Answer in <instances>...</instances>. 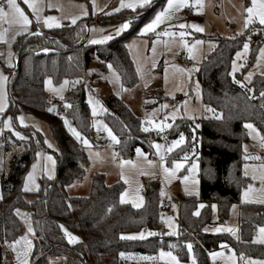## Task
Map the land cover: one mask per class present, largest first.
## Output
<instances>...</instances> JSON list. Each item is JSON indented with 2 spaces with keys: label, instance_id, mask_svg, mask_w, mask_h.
Listing matches in <instances>:
<instances>
[{
  "label": "trees",
  "instance_id": "obj_1",
  "mask_svg": "<svg viewBox=\"0 0 264 264\" xmlns=\"http://www.w3.org/2000/svg\"><path fill=\"white\" fill-rule=\"evenodd\" d=\"M165 2L154 0L136 13H123L128 15L123 19L131 20L130 28L104 45L88 42L79 44L87 34L92 14L75 25L64 23L59 28L43 30L41 35L20 37L16 45V67L6 69L3 66L11 77L10 103L8 110L0 116V124L7 117H13L15 123L19 112L46 121L58 143L57 172L54 179H43L35 193L36 198L27 201L26 192L23 191L24 179L36 151L43 148V142L39 133L27 127L15 126V131L21 133L24 130L21 134L28 137L27 141H21L4 130L0 137V192L3 196L0 200V264H12L6 258L4 240L11 242L25 230L24 223L15 215L17 208L31 213L37 229L30 264H49L52 257H66L73 264H156L155 261H145L140 257L157 256L161 248L172 251L181 262H188L192 253L196 264H210L209 254L222 249V244H227V248L235 252L240 264H245L249 258L264 260V244L252 242L257 227L264 225V206L239 204L241 190L249 183V178L243 173V144L248 140L243 124H254L264 136V108L261 107L264 99L259 95L264 91V75H255L246 87L233 82L229 75L236 52L242 49L245 42H250L251 28L234 38L214 36L216 48L200 66L198 78L204 107L222 114V119L191 121L180 118L175 121L173 129H169L170 139L178 138V133L183 132L186 142L173 151L168 159H182L187 152V162L196 160L199 163V197H180L178 235L149 236L143 240L120 239L122 234L143 230L160 233L165 230L159 218L161 199L156 182L147 185L144 191L145 204L140 208L121 204L119 196L125 189L123 182L108 185L105 176L99 173L92 179L88 196H68L65 193L66 187L83 179L89 160L85 150L67 132L59 114L48 111L50 102L45 91L46 79H52L57 85L67 79L80 80L64 96L65 103L72 105L66 113L77 130L87 139L93 140V116L87 102L86 73L95 60L100 74H105L108 71L107 64L111 63L120 74L124 87H135L138 76L127 44L138 36L141 24L161 10ZM141 12L144 13L137 16ZM117 18L114 15L102 19ZM261 45L259 42L252 46L244 70L255 62ZM45 48L47 52L43 51ZM242 77L240 74L236 80L242 81ZM247 88L254 91L248 92ZM150 99L156 102L145 108L161 105L166 96L159 88L145 96L146 101ZM104 104L108 109L105 118L120 139L118 150L121 156L133 158L138 147L150 153L148 137L141 130V119L115 95L109 96ZM195 124H200V127L193 132ZM193 135L196 137L195 153L191 150ZM199 203L205 207L199 215H195ZM235 203L239 204L237 239L226 233L204 230L212 223L213 204L217 206L218 216L224 222ZM60 225L78 236L81 242L69 244ZM188 243L192 244L191 252L186 247ZM170 245L176 247L170 248ZM121 252L126 255L121 257ZM241 254L243 259H240Z\"/></svg>",
  "mask_w": 264,
  "mask_h": 264
},
{
  "label": "rangeland",
  "instance_id": "obj_2",
  "mask_svg": "<svg viewBox=\"0 0 264 264\" xmlns=\"http://www.w3.org/2000/svg\"><path fill=\"white\" fill-rule=\"evenodd\" d=\"M126 0H124L125 2ZM246 0H203L204 7L202 10V13H197L196 9L189 10L187 8L183 9L180 13L177 15L180 17L178 21H172L173 24H178V23H186V24H191V23H196L201 25L204 28V32L202 33H197L195 32L194 29H189V32L191 33L189 36H186L185 39L189 41L191 44L195 40H203L204 43L200 46H198L197 51L195 52L196 59H190L189 54L186 49L179 47V46H174L173 50L171 52H168L165 50L163 44H158L156 48V54L153 60V53H152V42L156 40V35L154 33H149L146 36H140L138 35L137 37L133 38L129 43L127 44L128 52L130 54V57L134 63L135 70L137 72V68L141 69V72H137L138 76V83L136 84L135 87L133 88H127L128 91L120 92L119 95H117V92H119V84L115 82H110L108 79H105L104 77H108L109 71H107L105 74H100V72L97 69V61H93L88 72L85 75L86 82L90 86L91 91H89V86H88V94H87V102L89 100V97L91 96L94 100H98L104 107V102L106 99L111 96L115 95L119 97L129 108L130 110L141 119V121H144L145 115L147 113H152L153 109H159V111L156 112L155 119L157 121H160L163 119V117L171 113L173 109L176 106H183L181 107V111L177 113V119H180L181 116H183L184 109H187V114L188 115H195L197 117L196 120L204 119V118H214L215 115H220V113H213V112H207L205 111L203 107V101H202V87L201 83L198 78V73L200 71V66L203 64L204 60L206 57L212 53L214 49H210L209 47V42L212 44L217 45V42L214 38V36L219 35L223 37H235L238 35H241L239 33L244 32L243 28V22H244V13H243V7L246 6ZM54 4H58L60 7L59 8H45L43 15L44 16H54L59 19V22L61 25L64 23L71 24V21L69 19H66L65 17L68 16H73V15H80L81 9L78 7L79 5H83L84 9L87 10L88 15L87 16H80V19L77 20H82L83 18L89 17L90 14L94 16H103L105 14L110 15V14H118L117 17H125L128 15L125 14H130V13H125L122 15L125 10V8H120L119 11L114 12L113 9L119 8L121 0H95V6L93 4V0H52ZM18 3H20V6L24 9L25 13L29 16V18L32 20V24L29 26V31L25 32L20 35H16L14 39H11L9 43H3L0 42V61L3 63L6 69H13L17 65V59H18V50H17V42L19 41L20 37L24 35H29L32 33L34 30H37V28L43 30V29H53V28H59V27H52V28H47L45 27L42 23L37 25L31 10L28 9L26 5L23 4V0H18ZM166 4V2H165ZM164 4V6H165ZM243 6V7H242ZM147 7V6H145ZM139 9H135L133 12H138ZM160 11V10H158ZM157 11V12H158ZM155 12L151 17L146 19L142 24L140 29L143 27V25L147 22H149L157 13ZM144 12H141L137 16L142 15ZM125 21L128 20H122L116 19V20H107V21H101L100 23L92 24L90 26L91 28H96V29H104V32H91V39L93 38H99L101 35H108L111 34L114 37H118L115 34V29H117L121 24H123ZM72 25V24H71ZM131 26V25H130ZM0 27L2 28H8V24L6 22H0ZM130 28V27H129ZM128 28V29H129ZM167 28L166 24H162L159 26L157 31H162ZM127 29V30H128ZM139 29V30H140ZM127 30L121 32L120 35H123ZM167 30L169 31H178L176 28H168ZM139 33V32H138ZM8 37H11L13 35L12 31L8 32ZM119 35V36H120ZM197 35H200L197 37ZM161 39L167 40L169 39L168 37H162ZM85 38H82L79 41V44L86 43ZM108 41L107 43H109ZM105 43V44H107ZM249 43V40H248ZM95 45H104V44H95ZM128 45H132L131 48L128 47ZM243 49V47H242ZM239 50V51H242ZM252 51V46L249 44V52L245 55H242L239 60H236V55L233 60H236L238 70L235 73V79L238 77L240 74H242V82L245 85H249L251 82L245 80V76L249 72L253 73V76L251 78H254L256 72H255V62L250 66L248 69L244 70L245 66L248 63V60L250 58V54ZM9 53H11V57L9 58ZM180 57H186L192 64L193 66L185 65L184 63H181L178 61V58ZM153 62L155 63V67H153ZM264 62V61H263ZM9 63H11V67H9ZM198 68V71H193L191 74L188 72H182L181 69H192L193 67ZM116 70V69H115ZM117 71V70H116ZM14 72V71H13ZM232 72V68H231ZM167 77V79H166ZM50 78H47L48 80ZM69 84L63 86V90L60 93V95L65 96L66 92L73 87L72 81L69 80ZM52 81V79H51ZM64 82V81H63ZM63 82L61 84H54L52 81V87L59 89L61 85H63ZM197 83L199 84V97L197 93ZM147 84V86H145ZM126 88V87H125ZM161 88L163 90V94L166 96V100L163 101L162 104H167L169 107L167 109H160V105H155L150 108H145L147 105H152L153 102H156L155 99H150L146 102L145 96L149 94L151 91H154L156 89ZM45 91L48 95V99L50 102V107L55 106V111L59 116L61 117L63 123L64 120L63 118L66 117L70 122L73 127H75L74 123L72 120L67 116V108L64 107L65 101L64 99H60V95H57L53 93L52 91L48 90V86L45 84ZM187 93V95H185ZM158 93H155V98H157ZM185 102H187L185 104ZM161 104V105H162ZM105 108V107H104ZM91 110V106H90ZM99 111V110H98ZM106 112H100L95 118L93 119L97 121H101L104 124H107L108 127L109 124L105 118ZM24 116L25 121L24 123L27 125V128L31 129L37 133L40 134L41 140L43 142V148L38 149L37 151H42L47 154L52 155L56 159V153L58 152V143L48 125V123L34 115L31 114H25L23 112H19L16 117L19 116ZM1 116V115H0ZM176 119V120H177ZM175 120V121H176ZM168 123H173L171 118H169ZM13 124V129H15V126H19L20 128H26L22 126L19 122L18 119H15V123L12 121ZM33 125H38L40 128V131H37L36 128L33 127ZM3 124H0V127H2ZM65 126V124H64ZM145 126H147L145 124ZM256 127V126H255ZM67 132L70 134L73 140H75L77 143L80 144V146L85 150L89 164L88 168H86L85 175L83 179L79 182H76L68 187L65 188V193L68 196H80V197H85L88 196L90 193V188H91V183L92 179L95 174H103L105 176V180L108 179L109 183L111 181H116V182H123L125 185L124 191L127 189L130 193L135 192V189L137 188L138 184L142 185L143 187L140 189V195L144 197V191L147 187L152 182H156L158 184V189H159V198L162 199H170L171 200V209L168 210L167 212H159V218L161 220V215L164 216L165 219L168 217H171L173 222L178 225V213H179V203L176 201V198H180L181 196H195L199 197L200 193V186H199V163L194 160L192 162H185V167L182 168L178 173H177V178H174L171 180L170 183L164 182L162 179V176L160 173L157 171V175L155 177L147 176V175H139L136 170H133L130 168V166L125 165L124 168L122 169L120 167L119 161L121 159L123 160H132L139 164L141 168H143L145 171H149L150 169L148 168L147 164L141 159L138 158L135 155L131 159H125L122 156H119L116 158V160H113L112 158V152H116V147L118 145H110V141L107 138V134L103 131H100L99 133L97 132L96 128H94V138L93 140H90V143L92 144V151L99 152L100 153V158L96 159H89V152L88 150L85 149V147L68 131V128L65 126ZM76 128V127H75ZM111 128V127H110ZM257 128V127H256ZM77 129V128H76ZM7 130V129H5ZM24 130H21V133ZM247 135H248V130ZM114 132V131H113ZM169 130H166L165 133L160 134L159 136L161 137L160 139H156L155 136L158 135L155 131H150V132H145L147 137H148V146L151 149V156L148 155V159H158L154 153L155 149H153L150 145L151 142L156 141L164 145H168L171 143L173 139H170L168 137ZM33 133V134H34ZM115 134V133H114ZM2 135H0L1 137ZM166 136V139L162 138ZM100 138L104 139L107 141V146L106 147H101L98 145V142ZM47 139L52 145L53 148H48L47 145L44 143V140ZM247 145V154L249 156L255 157L259 156L261 157V160H264V148L260 146V141L259 139L253 140L251 136L248 135V140L243 144V154L245 156V149L244 146ZM0 146H2V143L0 142ZM182 146V145H181ZM180 147V146H179ZM177 147V148H179ZM141 148L143 151L144 149ZM176 148V149H177ZM174 149V151L176 150ZM18 149H16V152ZM36 151V152H37ZM9 158V155H8ZM7 158V159H8ZM168 158V157H167ZM261 160H255V159H244L243 163V173H245V164L249 165V175L246 176L249 178V183L245 188L241 190L240 194V202L239 204H257V205H263L264 204H259V203H246L243 202V193L244 190L249 186L252 185L254 189L259 190L261 188V180L259 178L253 179L252 178V167L257 166L261 163ZM6 161V160H5ZM1 162V161H0ZM193 162L198 163V172H197V180L198 184H196L194 187L191 184H185L182 180V177L184 175H188L189 173L187 172V169L191 166ZM34 163H37V157L36 155L34 156V159L27 171L28 172L32 171V165ZM1 163H0V170H1ZM43 165V160L41 159V166ZM123 170V173L126 178L130 180V184H125L124 181L121 179V172ZM56 172H57V159H56V165L54 169V176L52 179L56 177ZM1 174V171H0ZM26 174V175H27ZM257 176L260 175L259 172L255 173ZM245 175V174H244ZM26 177V176H25ZM43 179L51 180L47 178V174L43 171H41V168L38 167L36 173H35V183L36 185H41V181ZM24 186V184H23ZM29 187L32 189L31 191H25V199L29 202L33 201L36 196L35 193L38 190L32 185L29 184ZM163 188L165 195L163 197L160 196V191ZM188 189V191H192L197 194H192L188 195L185 189ZM127 204H130L133 206L131 202V198H129V201L126 202ZM145 204V200L142 204L141 207H143ZM203 203H199L197 212H201V210L204 208L199 207ZM239 204L235 203V209H233V205L231 206L230 213L228 218L221 223L220 222V217L218 216V209L216 206L215 211L211 208V222L215 225L216 227H232L235 228L236 234L233 235L232 233L229 232H218V233H226L230 235L232 238L237 239L239 237V231H238V209H239ZM175 205V207H173ZM215 205V204H213ZM134 207V206H133ZM137 208V207H136ZM140 208V207H138ZM21 212L28 213L30 214L31 218V213L29 211L21 210ZM162 221V220H161ZM163 223V221H162ZM163 226L165 230L163 233H167L169 231H172L169 229L164 223ZM264 226V225H263ZM149 230H143V232L147 233ZM177 233L179 232V225L178 228L176 229ZM141 232V231H140ZM137 233H131L128 235H134L138 234ZM25 231L23 232V234ZM71 233V232H70ZM22 234V235H23ZM74 235V234H73ZM258 233L256 232L254 239L257 237ZM76 236V235H75ZM149 236H146L148 238ZM253 239V240H254ZM256 244H261V243H256ZM165 251V250H164ZM214 252H224L225 257H220L217 256L215 260L212 259V257L209 255V261L210 264H217L218 262L220 264H225V258L232 254L234 251L229 248H222L220 250L214 251ZM235 253V252H234ZM173 255H175L173 253ZM158 256V255H157ZM236 256V264H240L238 261V257ZM193 255L190 253V258L188 262H181L180 264H192L193 262ZM249 260V259H248ZM247 260V261H248ZM251 260H256V261H264L260 259H251ZM155 263H161V264H169L167 259H157L155 260ZM246 264V262H245Z\"/></svg>",
  "mask_w": 264,
  "mask_h": 264
},
{
  "label": "snow or ice",
  "instance_id": "obj_3",
  "mask_svg": "<svg viewBox=\"0 0 264 264\" xmlns=\"http://www.w3.org/2000/svg\"><path fill=\"white\" fill-rule=\"evenodd\" d=\"M151 3V0H137V3H125L124 0H121L120 7L113 9L114 12L119 11L120 8H132L135 9L137 6L144 7ZM23 4L28 7V9L31 10V13L37 23L43 24L47 28L52 27H61L62 25L59 22V19L54 16H44L43 12L45 8H59L60 6L58 4H54L52 0H23ZM93 4L95 6V0H93ZM81 9L80 15H73L65 17L66 19H69L71 21V24L75 25L77 23V20L80 19V16H87L88 12L86 9H84L83 5H79ZM204 7L203 0H166L165 6L162 7L160 11H158L155 16L147 23L143 25V27L139 30L138 35L140 36H146L149 33H154L156 35V40L152 42V53H153V60L156 54V48L158 44H163L166 51L171 52L173 50L174 46H179L187 50L189 54V58L195 60V52L198 49V46L202 45L204 43L203 40H195L191 44L188 40L185 39L186 36H189L191 33L189 32V29H194L197 33L204 32V28L196 23L186 24V23H178L173 24L172 21H178L180 17L177 15L180 13L183 9L187 8L189 10L196 9L197 13H202ZM243 7V6H242ZM243 13L244 15V22H243V28L248 29L249 25L253 24L255 21L258 20L260 25H264V0H250V6L243 7ZM0 22H6L8 24V28H2L0 27V42L3 43H9L11 39H14L16 35L23 34L25 32L29 31V26L32 24V20L29 18V16L25 13L24 9L20 6V3H18V0H0ZM131 20L125 21L123 24H121L117 29H115L116 36H119L121 32L127 30L130 27ZM166 24L167 28L162 31H157L160 25ZM168 28H176L178 31H169ZM90 32H104V29H96L91 28L88 29ZM12 31L13 35L11 37H8V32ZM33 35H41L39 32V29L35 33H32ZM242 34V33H239ZM162 37H168L169 39L163 40ZM234 38V37H233ZM114 39V36L111 34L108 35H101L99 38H93L88 41L89 44H105L108 41H111ZM129 48L132 47V45H128ZM210 49H214L216 47L215 44H212L209 42ZM44 52H47L48 49H43ZM249 52V43L245 42L243 44L242 51L236 52V60H239L242 55H245ZM11 57V53H9V58ZM99 59V58H97ZM236 60L232 61V72L229 73L230 76H232L233 82L239 84L241 87H246V85L239 80L235 79V73L238 70V66L236 63ZM264 61V48L259 49V56L257 57V66L260 65V63ZM11 63H9V67H11ZM153 67H155V63L153 62ZM107 69L109 71V76L104 77L105 79H108L110 82H115L119 84V92H117V95L120 94V92L128 91L127 88L124 87L123 83H121L120 74L115 70L113 65L111 63L107 64ZM199 69L195 66L192 69H181L182 72H188L191 74L193 71H198ZM137 72L140 73L141 69L137 68ZM261 75H264V72L261 73ZM253 76L252 72H249L247 76H245V80L251 82V78ZM167 79V77H166ZM7 77L3 75L2 72H0V114H3L5 112V109L7 107V93L4 89V83L6 82ZM77 83H80V80L72 81V84L75 85ZM46 86H48V90L52 91L53 93L60 95V93L63 90V86L69 84L68 80H65L63 82V85L59 89L52 87V81L51 79H48L45 81ZM147 86V84H145ZM248 92H253L254 90L251 88H247ZM197 93L199 97V84L197 83ZM187 95V93H185ZM260 98L264 99V91L260 92ZM252 98H255L254 96ZM60 99L63 100V95H60ZM147 102V101H146ZM89 105L91 106V114L95 118L100 112H106L107 109L103 107V105L98 101L94 100L91 96L88 100ZM187 102H185L186 104ZM65 108H71L72 105L65 103ZM169 106L167 104L160 105V109H167ZM181 107L183 106H176L171 113L166 114L162 120L157 121L155 119L156 112L159 111V109H153L152 113H147L145 115L144 121H141V130L143 132H150L155 131L158 135L163 134L166 132V130L173 129L175 120L177 119V113L181 111ZM262 108H264V105H261ZM99 110V111H98ZM49 112L55 111V106L48 108ZM205 111L207 112H213L215 113V110L206 107ZM184 115L181 116V119H187L191 121H195L197 117L195 115H188L187 109H184ZM169 118L173 121V123H168ZM215 119H222L221 115H215ZM13 117H7L3 121V126L0 127V135H3V132L5 129H7L9 132L12 133L15 137L19 138L21 141H27L28 137L23 136L19 131H15L13 129ZM15 119H18L20 124L24 127H27V125L24 123L25 118L24 116L16 117ZM64 124L68 128V131L85 147L86 150L89 152V159H99L100 153L99 152H93L92 151V144L90 141L82 135L80 131H78L75 127L71 125V122L64 117ZM145 124L147 126H145ZM92 126L96 128L97 132L103 131L107 134V138L111 142L109 147L112 145H118L120 143L119 137L114 134L113 130L108 127L107 124L102 123L101 121H97L93 119ZM34 128H36L37 131H40V128L38 125H33ZM127 127V126H125ZM200 127V124H195L192 128V131L195 132L197 128ZM243 127L248 130V135L252 137L253 140L259 139L260 146L264 148V136L261 135L260 131L254 126L252 123H244ZM166 139V136L162 137ZM195 140L196 137L193 135L192 142H191V150L193 153L196 151L195 147ZM186 142V137L183 132L178 133V138L173 139L170 144L164 145L159 142L153 141L151 142V147L155 149L154 155L158 158L155 160L148 159V154L145 153L141 148H136V155L138 158H141L150 169L149 171H145L139 164L132 160H123L121 159L119 161L120 167L123 169L125 165L130 166L131 169L136 170V172L139 175H147L151 177H155L157 175V171L162 176V179L164 182L170 183L172 179L177 178V173L185 167V162L189 160V154L185 152L182 159L178 160H169L167 157L176 149L177 147L184 145ZM37 145H39V141L36 142ZM44 143L47 145L48 148H53V145L47 140H44ZM245 149V156L244 159H255V160H261V157L259 156H249L247 154V145L244 146ZM37 157V163H34L32 165V171L28 172L24 179V186L23 191H31L32 189L29 187V184H32L37 190L39 188V185H36L35 183V173L38 169V167L41 168V171L45 172L47 174L48 179H52L54 176V169L56 165V159L45 152L37 151L35 153ZM118 153L113 151L112 152V158L113 160H116L118 157ZM41 159L43 160V165L41 166ZM249 165L245 164V176L249 175ZM188 175H184L182 177L183 182L187 184H191L193 187L198 184L197 180V172H198V163L193 162L191 166L187 169ZM259 172L260 175L257 176L255 173ZM252 178L255 180L259 178L261 180V188L259 190L254 189L252 185H249L243 193V202L246 203H259L264 204V160H261V163L257 166L252 167ZM121 179L124 181L125 184H130V180L125 177L123 170L121 172ZM142 185L137 186L135 189V192L130 193L127 189L120 193L119 201L121 204L126 203L129 201V198H131V202L134 207H141L144 202V197L140 195V189L142 188ZM185 191L188 195L197 194L192 191H188L186 188ZM165 195V192L163 188L160 191V196L163 197ZM3 199L2 194H0V200ZM170 199V197H169ZM162 203V202H161ZM71 207V205H69ZM175 207V205H173ZM199 207L203 208L205 207L204 204H201ZM235 205H233V209H235ZM213 211L216 209V205H212ZM108 211H111V208L108 209ZM15 215L19 217L23 222L24 226L26 228V231L23 235L19 236L18 238L12 240L9 242L7 239L4 240V244L11 249V251L15 254V259L17 261V264H30V257L33 253V238L35 237V231L32 227L30 214L28 213H22L20 209H15ZM195 215H199V212H196ZM161 220L163 223L172 231H169L167 233H157L153 231H148L147 233L141 231L138 234L134 235H121L120 239L122 240H143L146 238V236H162V235H178L176 229L178 228V225H176L171 217H168L167 219L164 218L163 215H161ZM61 230L64 232L65 237L67 238V241L69 244H76L80 243V238L78 236L73 235L70 233L66 228H64L63 225L59 226ZM205 231H209V229L205 228ZM257 237L252 241L253 243H261L264 244V226H258L257 227ZM212 231L215 232H229L233 235L236 234V229L232 227H216L212 229ZM170 248H175L176 245H170ZM189 252L192 251V244L188 243L186 245ZM222 248H227V244H222ZM126 254L121 252L120 256L124 257ZM210 256L213 260L217 258V256L225 257L224 252H211ZM140 259L145 261H155L157 259H167L169 264H180V260L176 255H173L172 251H164L163 248L158 253V256H142ZM240 259H243V254H241ZM49 264H52L51 261H49ZM192 264H196L195 259H193ZM225 264H236V256L233 252L232 254L228 255L225 258ZM246 264H264V261H256L251 260L249 258L248 261H246Z\"/></svg>",
  "mask_w": 264,
  "mask_h": 264
},
{
  "label": "crops",
  "instance_id": "obj_4",
  "mask_svg": "<svg viewBox=\"0 0 264 264\" xmlns=\"http://www.w3.org/2000/svg\"><path fill=\"white\" fill-rule=\"evenodd\" d=\"M154 2V0H151V3L150 4H152ZM246 2V6H250V0H246L245 1ZM125 3H137V0H126L125 1ZM149 4V5H150ZM148 6V5H147ZM145 7V6H144ZM144 7H139V6H137L135 9H142V8H144ZM135 9H132V8H127L126 10H125V12L124 13H133V11H135ZM91 15V14H90ZM89 15V16H90ZM114 15H118V14H110V15H107V14H105V15H103V16H94V15H92V19H91V21L89 22V27L87 28V34H86V36L84 37L85 39H86V41H89L90 39H91V32L88 30V29H90V26L92 25V24H96V23H100L101 21H107V20H103L102 18H104V17H106V16H114ZM86 18H88V17H86ZM86 18H83V19H86ZM121 19L122 18V20H125V19H123L124 17H118L117 19ZM109 20V19H108ZM110 21H111V19H110ZM251 28V29H250ZM37 29H39V28H37ZM252 30L251 31V39H250V41H253L254 42V44H256V43H259V42H261L262 43V45L260 46V48H264V25H260L259 24V22H258V20L257 21H255L253 24H251V25H249V28L248 29H245L244 30V32L246 31V30ZM43 30H47V29H43ZM43 30H41V29H39V32L42 34V31ZM48 30H50V29H48ZM243 32V33H244ZM242 33V34H243ZM32 33H30L29 35H31ZM89 44V43H88ZM249 44H250V42H249ZM250 46H253V45H251L250 44ZM259 48V49H260ZM259 56V51H258V55H257V57ZM255 72H256V74L255 75H261V73L262 72H264V62L262 61L261 63H260V65L259 66H257V58H256V60H255ZM3 64H1L0 63V72H2L3 73V75L4 76H6L7 77V80H6V82L4 83V89H5V91H6V93H7V107H6V109H5V112L8 110V108H9V88H10V81H11V77H10V74L9 73H7V71L3 68ZM89 86V85H88ZM89 90L91 91V89H90V86H89ZM89 104V103H88ZM90 106V105H89ZM104 107H105V109H107V107H106V105L104 104ZM203 107H204V104H203ZM204 109H205V107H204ZM4 112V113H5ZM107 112H108V109H107ZM3 113V114H4ZM0 115H2V114H0ZM156 136H159V135H156ZM155 136V137H156ZM101 139L102 138H100V140H99V142H98V145H100L101 147H106L108 144H106V145H101V143H100V141H101ZM107 142V141H106ZM108 147V146H107ZM116 152L119 154V156H121V154H120V152H119V150H118V147H116ZM145 152V151H144ZM145 153H147V152H145ZM148 155H150L151 156V149H150V153H147ZM87 168H88V166H87ZM106 181V183L108 184V185H110V184H113V183H115L116 181H111V183H109L108 181V179H106L105 180ZM74 184V183H73ZM72 185V184H71ZM70 186V185H69ZM0 194H2L1 192H0ZM22 213H24V212H22ZM19 218V217H18ZM20 219V218H19ZM21 220V219H20ZM22 221V220H21ZM23 222V221H22ZM24 223V222H23ZM31 223H32V227H33V229H34V231H35V237L33 238V244H34V240H35V238L37 237V229H36V227H35V223H34V221H33V218H32V215H31ZM24 231H26V228H25V230ZM5 253H6V258L10 261V262H12V264H17V261H16V259H15V254L11 251V249H9L7 246H5ZM210 255V254H209ZM50 261L52 262V264H73L72 263V261L70 260V259H68V258H66V257H52L51 259H50Z\"/></svg>",
  "mask_w": 264,
  "mask_h": 264
},
{
  "label": "built area",
  "instance_id": "obj_5",
  "mask_svg": "<svg viewBox=\"0 0 264 264\" xmlns=\"http://www.w3.org/2000/svg\"><path fill=\"white\" fill-rule=\"evenodd\" d=\"M251 45H254L253 41H250ZM178 61L181 63H184L185 65H189V66H193V64L186 58V57H180L178 58ZM90 91V90H89ZM156 139H160V136H156ZM101 145H106L107 142L104 139H101L100 141ZM176 201L181 204V200L180 198H176ZM162 203H160V212H167L168 210L171 209V200L169 199H162L161 200ZM215 228V225L213 223L208 224L207 229L212 230ZM217 264H220L219 262Z\"/></svg>",
  "mask_w": 264,
  "mask_h": 264
},
{
  "label": "water",
  "instance_id": "obj_6",
  "mask_svg": "<svg viewBox=\"0 0 264 264\" xmlns=\"http://www.w3.org/2000/svg\"><path fill=\"white\" fill-rule=\"evenodd\" d=\"M220 222L223 223V220L221 219Z\"/></svg>",
  "mask_w": 264,
  "mask_h": 264
}]
</instances>
